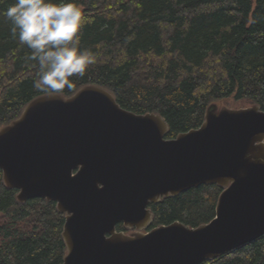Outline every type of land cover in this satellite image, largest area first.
Here are the masks:
<instances>
[{
	"label": "water",
	"instance_id": "obj_1",
	"mask_svg": "<svg viewBox=\"0 0 264 264\" xmlns=\"http://www.w3.org/2000/svg\"><path fill=\"white\" fill-rule=\"evenodd\" d=\"M167 133L160 115L127 111L99 86L45 94L0 129L2 182L20 204L56 203L62 264H202L262 238L264 111L213 103L200 128ZM203 185L222 190L212 221L149 229L150 205Z\"/></svg>",
	"mask_w": 264,
	"mask_h": 264
},
{
	"label": "trees",
	"instance_id": "obj_2",
	"mask_svg": "<svg viewBox=\"0 0 264 264\" xmlns=\"http://www.w3.org/2000/svg\"><path fill=\"white\" fill-rule=\"evenodd\" d=\"M14 2L0 0V129L39 96L70 98L90 85L127 111L160 115L166 139L200 128L221 100L264 111V0H67L81 9L79 48L94 62L59 91L34 87L40 66L4 15ZM221 191L203 185L161 199L149 206L150 229L208 224ZM17 193L4 187L0 170V264H62L65 216L44 199L20 204ZM202 264H264V236Z\"/></svg>",
	"mask_w": 264,
	"mask_h": 264
},
{
	"label": "clouds",
	"instance_id": "obj_3",
	"mask_svg": "<svg viewBox=\"0 0 264 264\" xmlns=\"http://www.w3.org/2000/svg\"><path fill=\"white\" fill-rule=\"evenodd\" d=\"M13 37L31 49L29 59L40 66L37 89L59 91L70 87V77L83 76L94 62L93 55L79 48L81 9L60 0H15L4 13Z\"/></svg>",
	"mask_w": 264,
	"mask_h": 264
},
{
	"label": "rangeland",
	"instance_id": "obj_4",
	"mask_svg": "<svg viewBox=\"0 0 264 264\" xmlns=\"http://www.w3.org/2000/svg\"><path fill=\"white\" fill-rule=\"evenodd\" d=\"M219 107H227L229 109H234V110H238V109H245L248 108L250 106H252L251 104H249L248 102H236L233 99H225V100H221L219 102L216 103ZM17 120V119H16ZM150 229V228H149ZM125 234H129L132 233L134 230H129ZM148 231V230H147ZM144 231V232H147Z\"/></svg>",
	"mask_w": 264,
	"mask_h": 264
}]
</instances>
